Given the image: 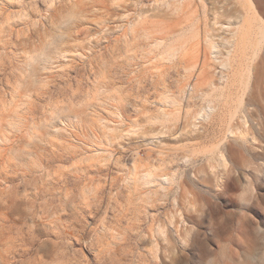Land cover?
Masks as SVG:
<instances>
[{"label":"rangeland","instance_id":"rangeland-1","mask_svg":"<svg viewBox=\"0 0 264 264\" xmlns=\"http://www.w3.org/2000/svg\"><path fill=\"white\" fill-rule=\"evenodd\" d=\"M248 10L0 0L9 264H264V46L247 90L209 40Z\"/></svg>","mask_w":264,"mask_h":264},{"label":"bare ground","instance_id":"bare-ground-1","mask_svg":"<svg viewBox=\"0 0 264 264\" xmlns=\"http://www.w3.org/2000/svg\"><path fill=\"white\" fill-rule=\"evenodd\" d=\"M247 1L249 10L245 14L236 16L228 25L222 27L233 34L223 39L222 43L216 42L213 37H209V40L213 54L218 52L225 54L228 59L238 60V65H243V69L245 67L246 77L242 81H244L245 89L248 90L255 70V57L261 51V47L264 46V17L259 13L254 0ZM222 48H225L226 51ZM214 111V106H208V114Z\"/></svg>","mask_w":264,"mask_h":264},{"label":"crops","instance_id":"crops-1","mask_svg":"<svg viewBox=\"0 0 264 264\" xmlns=\"http://www.w3.org/2000/svg\"><path fill=\"white\" fill-rule=\"evenodd\" d=\"M0 264H9V261L5 258L2 247H0Z\"/></svg>","mask_w":264,"mask_h":264}]
</instances>
